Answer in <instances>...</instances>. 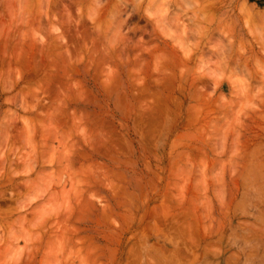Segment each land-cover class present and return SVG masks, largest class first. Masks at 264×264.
<instances>
[{
    "label": "rangeland",
    "instance_id": "1",
    "mask_svg": "<svg viewBox=\"0 0 264 264\" xmlns=\"http://www.w3.org/2000/svg\"><path fill=\"white\" fill-rule=\"evenodd\" d=\"M0 264H264V0H0Z\"/></svg>",
    "mask_w": 264,
    "mask_h": 264
},
{
    "label": "bare ground",
    "instance_id": "2",
    "mask_svg": "<svg viewBox=\"0 0 264 264\" xmlns=\"http://www.w3.org/2000/svg\"><path fill=\"white\" fill-rule=\"evenodd\" d=\"M205 4H206V3H205ZM209 6H210V5H209ZM202 9H203V8H202ZM204 9H205V7H204ZM206 9H207V8H206ZM206 9H205V10H206ZM25 10H26V9H25ZM27 14H28V13H27ZM69 18H70V17H69ZM184 26H185V25H184ZM185 27H186V26H185ZM186 30H187V29H186ZM186 30H185V31H186ZM185 31H184V32H185ZM186 34H187V33H186ZM184 51H185V50H184ZM183 53H184V52H183ZM175 54H176V53H175ZM179 65H180V64H179Z\"/></svg>",
    "mask_w": 264,
    "mask_h": 264
}]
</instances>
